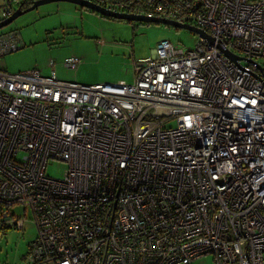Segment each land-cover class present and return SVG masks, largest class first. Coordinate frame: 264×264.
<instances>
[{
    "label": "built area",
    "instance_id": "1",
    "mask_svg": "<svg viewBox=\"0 0 264 264\" xmlns=\"http://www.w3.org/2000/svg\"><path fill=\"white\" fill-rule=\"evenodd\" d=\"M86 1L214 43L160 42L130 83L0 70V221L21 227L8 207L30 210L25 263L264 264V71L243 63L264 59V0ZM18 47L0 35V57ZM54 161L62 179L45 174Z\"/></svg>",
    "mask_w": 264,
    "mask_h": 264
},
{
    "label": "rangeland",
    "instance_id": "2",
    "mask_svg": "<svg viewBox=\"0 0 264 264\" xmlns=\"http://www.w3.org/2000/svg\"><path fill=\"white\" fill-rule=\"evenodd\" d=\"M6 0H0L1 6ZM16 34L19 47L0 57V70L16 73L38 69L50 73L54 61L56 77L84 85L132 82L133 59L148 57L158 43L170 42L188 49L197 35L163 24L142 23L101 17L84 8L53 2L24 13L0 29L1 34ZM75 56L81 63L75 70L63 67V60ZM258 63L264 68V59ZM66 164L48 163L46 175L62 179ZM1 208H3L1 206ZM15 218H26L23 229L0 228V264H24L28 244L37 234L26 207H8ZM193 264H213L207 256Z\"/></svg>",
    "mask_w": 264,
    "mask_h": 264
},
{
    "label": "water",
    "instance_id": "3",
    "mask_svg": "<svg viewBox=\"0 0 264 264\" xmlns=\"http://www.w3.org/2000/svg\"><path fill=\"white\" fill-rule=\"evenodd\" d=\"M53 2H65V3H69L75 6H78L80 8H84L86 10H89L91 12H94L102 17H106V18H113V19H117V20H126V21H135V22H142V23H153V24H163V25H167L173 28H177V29H183L186 31H189L191 33L196 34L198 37L202 38L203 40H205L206 42H208L209 44H213L214 43V38H212L211 36H209L207 33H205L203 30L198 29L194 26L188 25V24H182V23H178V22H174V21H170L167 19H162V18H154V17H146V16H140V15H133V14H126V13H117V12H113V11H109L106 10L103 7H100L98 5H95L91 2H88L86 0H35L31 7L27 8L24 11H21L20 8H17L10 17L1 20L0 21V29L7 26L8 24H10L14 19H16L18 16L32 11L35 8H38L41 5H45V4H49V3H53ZM219 49H221L218 46ZM227 57H229L230 59L236 61L237 59H239L237 56H235L233 53L227 51V50H221Z\"/></svg>",
    "mask_w": 264,
    "mask_h": 264
},
{
    "label": "trees",
    "instance_id": "4",
    "mask_svg": "<svg viewBox=\"0 0 264 264\" xmlns=\"http://www.w3.org/2000/svg\"><path fill=\"white\" fill-rule=\"evenodd\" d=\"M35 0H29L28 2V4L30 5H32V3L34 2ZM27 4V5H28ZM139 12H144V13H146L147 12V10H143V8H139ZM138 11V10H137ZM94 13V12H93ZM102 17V16H101ZM3 56V55H2ZM48 163H52V162H48ZM47 167V166H46ZM45 174H46V171H45ZM49 177V176H48ZM2 208H1V206H0V210H1ZM9 214H10V216L15 220V216L12 214V213H10L9 212ZM29 217H30V219H31V222H32V215H31V212H29ZM19 219V218H18ZM20 220H22L23 221V225L20 227V228H18L17 226H12V225H9L8 223H6V222H1L0 221V228H3V229H5V228H7V227H14V228H17V229H23V227H24V223H25V220H26V218L24 217V218H21ZM33 223V222H32ZM37 239V234H36V237H35V239L32 241V242H29V244H28V252H27V254H26V256H25V259H24V264H26L25 262H26V260H27V257L31 254V251H32V248H31V246H32V244L35 242V240ZM35 264H48V263H44V262H39V263H35Z\"/></svg>",
    "mask_w": 264,
    "mask_h": 264
},
{
    "label": "bare ground",
    "instance_id": "5",
    "mask_svg": "<svg viewBox=\"0 0 264 264\" xmlns=\"http://www.w3.org/2000/svg\"><path fill=\"white\" fill-rule=\"evenodd\" d=\"M10 0H8V2H9ZM8 2H7V4H8ZM20 3H19V1H18V3L16 4V5H13V6H11V9H10V14H9V16H7L6 18H8V17H10L11 16V14L16 10L15 9V7L16 6H18ZM2 8L3 7H1V10H2ZM140 16H143V15H141L140 14ZM6 18H4V19H6ZM3 19V20H4ZM170 21H174V22H178V20L177 19H170ZM179 23V22H178ZM182 24H188V23H182ZM188 25H190V24H188ZM192 26V25H191ZM206 33V32H205ZM209 35V34H208ZM210 36V35H209ZM16 41H17V45L19 46V40H18V38L16 37ZM156 47V46H155ZM155 49V48H154ZM153 49V50H154ZM247 57H249V56H247ZM148 58V57H147ZM150 59V58H149ZM259 60V59H258ZM258 60H249V59H245V60H243V63H250V64H252V65H255V66H257V68H258V70L259 71H264V68L258 63ZM109 84V83H108ZM29 212H30V210L28 209V208H26ZM9 218L10 219H13L11 216H9ZM14 220V219H13ZM20 219H18V218H15V221H19ZM18 228H20V227H18ZM205 257H207V256H205Z\"/></svg>",
    "mask_w": 264,
    "mask_h": 264
},
{
    "label": "crops",
    "instance_id": "6",
    "mask_svg": "<svg viewBox=\"0 0 264 264\" xmlns=\"http://www.w3.org/2000/svg\"><path fill=\"white\" fill-rule=\"evenodd\" d=\"M7 2H8V0H6L5 2H3V5L1 6V7H4V6H6L7 5ZM10 9H11V6H10ZM36 9V8H35ZM16 37H17V35H16ZM18 38V37H17ZM63 64V63H62ZM48 68H50V73L48 74V75H50L51 73H53L55 76H57L56 75V73H55V70H54V68H55V66H56V63L54 62V61H50L49 63H48ZM63 67H64V65H63ZM65 68V67H64ZM65 69H67V68H65ZM38 70V69H37ZM68 70V69H67ZM40 73H41V71L40 70H38ZM42 75V74H41ZM48 75H46V76H48ZM125 82V81H124Z\"/></svg>",
    "mask_w": 264,
    "mask_h": 264
},
{
    "label": "flooded vegetation",
    "instance_id": "7",
    "mask_svg": "<svg viewBox=\"0 0 264 264\" xmlns=\"http://www.w3.org/2000/svg\"><path fill=\"white\" fill-rule=\"evenodd\" d=\"M19 1V5L18 6H16L15 7V9H17V8H20V10L21 11H24V10H26L27 8H29V7H31V4L29 5L28 3V1L29 0H18ZM31 1V0H30ZM28 4V5H27ZM30 12V11H29ZM27 13V12H26Z\"/></svg>",
    "mask_w": 264,
    "mask_h": 264
}]
</instances>
